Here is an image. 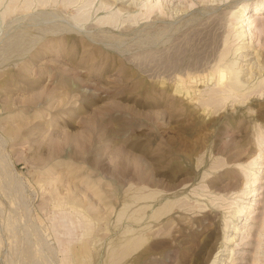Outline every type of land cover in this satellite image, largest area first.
<instances>
[{
	"label": "rangeland",
	"instance_id": "rangeland-1",
	"mask_svg": "<svg viewBox=\"0 0 264 264\" xmlns=\"http://www.w3.org/2000/svg\"><path fill=\"white\" fill-rule=\"evenodd\" d=\"M9 1L0 2V264H192L220 244L221 264H252L264 249V89L253 93L264 83L244 103L203 108L212 81L182 96L171 77L176 57L182 69L204 66L218 28L236 44L240 7L251 21L263 0H206L205 10L160 0L159 21L109 33L91 27L105 15L99 0L77 26L76 6L2 18ZM260 22L246 32L244 69L264 48ZM127 238L144 242L126 250Z\"/></svg>",
	"mask_w": 264,
	"mask_h": 264
},
{
	"label": "bare ground",
	"instance_id": "bare-ground-1",
	"mask_svg": "<svg viewBox=\"0 0 264 264\" xmlns=\"http://www.w3.org/2000/svg\"><path fill=\"white\" fill-rule=\"evenodd\" d=\"M3 1L4 0H1L0 2H3ZM99 1H100L99 6L95 10V13L103 11L105 12V15L99 18L95 22V24L91 27H99L98 29H100L101 32L109 33L110 30L112 31L115 29L117 30L120 29L121 32L123 31L125 32L127 30H130V27L129 25L123 26L124 23L131 22L134 24L142 20L144 24L145 23L147 24V22H151V21L157 22L163 18L162 12L160 11V8H161L160 0H99ZM205 1L206 0H199V2L201 3V6H200L201 10L208 9V6L206 4H203ZM94 2L95 0H61L60 2L57 0H10L9 3L5 6L4 11L2 12L1 16L3 18L4 16H7L8 13L9 15L15 14V13L17 14L27 13L32 16H35V13L36 15L37 14L43 15L45 14L47 10L52 9L53 4L56 3L55 6H57L56 7L57 10H67L71 7L76 6V12H75L76 15H72L71 23L75 26L79 24L84 25V23L87 22L89 19V12ZM260 3H261L260 5H256L255 8L253 9L254 13L251 15V21H249V18L246 17L247 14L245 13V11L247 7L246 6L240 7L238 18L241 20L235 23L236 25L239 24L240 26L234 30V36H233L236 38L234 40V42L237 41L236 44L232 45L233 41H231V35L229 37L230 33L226 28H221V29L218 28L219 30L217 29V31L213 32V34L210 36V39L213 45V51H212L210 59H208V61L204 64V66L187 67L185 69H182L181 67L182 60L179 57L177 58L175 56L176 58L173 62V68H172L171 88H173L179 94H182V96L183 95L190 96L191 93H195L197 91L196 90L197 85H207L209 81H212V83L214 84V86L213 85L212 86L214 88L212 89L211 87L210 91H205L206 93L207 92L209 93H208L207 99L201 102L202 103L201 105L203 108L213 107V106L219 105L220 103L223 105V102H225L229 98H232L235 103H240V102L244 103L245 100L249 99L252 93L248 92L247 90L253 88L254 86H258L261 83H264V77H263L264 76V60H263L264 48L260 47V49L257 50L253 58L254 61L252 63H248L250 64V66L247 69L243 68V65H241L242 63L240 64V61H238V58H242L243 61L248 60L246 59V57H247L249 49L244 48V46L248 43L243 42V41L246 40L245 39L246 32H249V35H252L254 34V31L258 29V26L262 24V22L260 21L264 18V0L263 2H260ZM190 4L191 3H189V5ZM137 10L140 12L139 14L131 15L127 17V19H123V20L120 19L123 14H132ZM187 12L188 10L185 7L177 9L175 11L176 14L180 13L182 15ZM260 12H263V13L260 14ZM69 13H72V12H69ZM172 15H174V13ZM235 20H237V18ZM246 27H247V30L245 29ZM259 34H261V32ZM67 36L68 37H66V39H69L68 42L71 40H75V36L73 34H68ZM175 39H178V38H175ZM173 41L174 40L172 39V42ZM175 47H176L175 48V52H176L177 46ZM246 52H247L246 55L241 56L242 53H246ZM170 56L174 58V55H170ZM170 69L168 68V70ZM255 79H260V80L257 83H252V81H254ZM160 80H163V79L161 78ZM262 89L264 88L262 87L257 91L255 90L256 93L255 92L253 93L260 94ZM198 101H201V100H198ZM259 109L257 108V110ZM261 144H262L261 148H263L264 141H262ZM261 155L262 153L258 154L257 158H260ZM201 208L203 209V207H200L199 209ZM246 211L247 213L250 212L249 209H247ZM240 212H242V210H237V213H240ZM158 214H159V211L154 213V215L156 216ZM229 224H230L229 222L225 221L224 226H223L224 229L230 228ZM259 226L260 227L258 230L260 232V236L263 238L264 237V218L260 222ZM228 238L223 236V240L226 244H230L232 242V240ZM143 242H144L143 239L134 240V239L127 238L125 240L124 245H125L126 250L134 251V249L140 247V245ZM259 245L263 246L264 244L263 242H261ZM123 247L121 245V248ZM215 249L216 250H215L214 256L213 257L209 256L207 259H202L201 256H199L200 251L196 252L192 257V264L195 261H199L200 264H221V260L217 258L222 256L220 255V253L223 252L221 250L222 245L220 244ZM114 252L115 251H113V253ZM254 256H255V259L253 260L252 264H264V249H262L261 251H259V249H256ZM230 263H232V261H230Z\"/></svg>",
	"mask_w": 264,
	"mask_h": 264
}]
</instances>
